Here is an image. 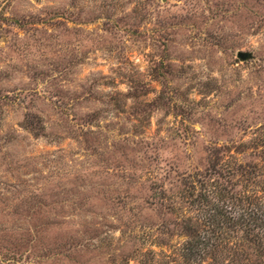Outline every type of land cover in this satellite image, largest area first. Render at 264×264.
<instances>
[{"label":"rangeland","instance_id":"obj_1","mask_svg":"<svg viewBox=\"0 0 264 264\" xmlns=\"http://www.w3.org/2000/svg\"><path fill=\"white\" fill-rule=\"evenodd\" d=\"M263 142L264 0H0V264H207L190 184Z\"/></svg>","mask_w":264,"mask_h":264},{"label":"trees","instance_id":"obj_2","mask_svg":"<svg viewBox=\"0 0 264 264\" xmlns=\"http://www.w3.org/2000/svg\"><path fill=\"white\" fill-rule=\"evenodd\" d=\"M227 173L224 183L190 184L188 199L198 212L186 220L188 259L198 251L207 264H264V155Z\"/></svg>","mask_w":264,"mask_h":264},{"label":"water","instance_id":"obj_3","mask_svg":"<svg viewBox=\"0 0 264 264\" xmlns=\"http://www.w3.org/2000/svg\"><path fill=\"white\" fill-rule=\"evenodd\" d=\"M237 57H238L239 59H241V60H247V59L250 58V54H248V53H244V52H239V53L237 54Z\"/></svg>","mask_w":264,"mask_h":264}]
</instances>
